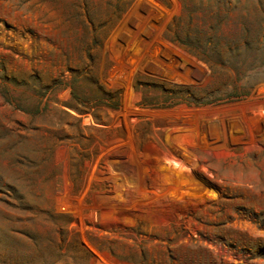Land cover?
Segmentation results:
<instances>
[{"label": "rangeland", "instance_id": "374dc122", "mask_svg": "<svg viewBox=\"0 0 264 264\" xmlns=\"http://www.w3.org/2000/svg\"><path fill=\"white\" fill-rule=\"evenodd\" d=\"M244 26L264 0H0V264H264V64L200 55Z\"/></svg>", "mask_w": 264, "mask_h": 264}, {"label": "trees", "instance_id": "16d2710c", "mask_svg": "<svg viewBox=\"0 0 264 264\" xmlns=\"http://www.w3.org/2000/svg\"><path fill=\"white\" fill-rule=\"evenodd\" d=\"M217 30V27H215ZM202 34L201 59L209 62L213 71L223 74L233 72L238 79V75L243 74L252 65L264 64V38H257V33L251 34L252 30L242 27L240 32L232 34L230 37H206L204 30H199ZM187 103L199 106L210 104L207 99L183 98Z\"/></svg>", "mask_w": 264, "mask_h": 264}]
</instances>
